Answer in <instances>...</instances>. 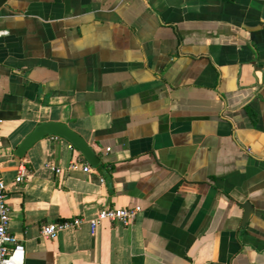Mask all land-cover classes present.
<instances>
[{
  "label": "crops",
  "instance_id": "0c3cea01",
  "mask_svg": "<svg viewBox=\"0 0 264 264\" xmlns=\"http://www.w3.org/2000/svg\"><path fill=\"white\" fill-rule=\"evenodd\" d=\"M0 30L18 263L264 264V0H7ZM45 122L80 135L98 166L50 135L18 162ZM105 207L140 212L92 233Z\"/></svg>",
  "mask_w": 264,
  "mask_h": 264
},
{
  "label": "built area",
  "instance_id": "2783aa9c",
  "mask_svg": "<svg viewBox=\"0 0 264 264\" xmlns=\"http://www.w3.org/2000/svg\"><path fill=\"white\" fill-rule=\"evenodd\" d=\"M7 31L0 30V37L7 35ZM77 165L70 163L67 167L68 170L76 169ZM84 173L91 172V167L85 165L81 168ZM61 169H56L57 174L61 173ZM25 168L20 166L18 169V175L15 178V183L23 181ZM103 182V179H100ZM8 186L0 177V264H21L17 261V256L24 257V247L21 241L9 231V224L11 220V211L8 204ZM139 207L135 208H112L105 207L98 211L97 216L94 220L90 221L92 233L95 232L98 222L107 221L112 223L121 224L123 226L130 225L136 218ZM83 220L79 217L72 218L71 220H64L58 223H49L41 229L42 237L55 240L58 235L71 228H77L81 225Z\"/></svg>",
  "mask_w": 264,
  "mask_h": 264
},
{
  "label": "water",
  "instance_id": "95a60500",
  "mask_svg": "<svg viewBox=\"0 0 264 264\" xmlns=\"http://www.w3.org/2000/svg\"><path fill=\"white\" fill-rule=\"evenodd\" d=\"M7 0H0V7H2ZM55 136L67 140L72 147L77 149L84 159L93 167L98 166L99 159L86 144V142L76 132L71 130L67 125L57 122H45L35 126V128L28 134L24 140L18 145L15 150V158L19 162L24 157L29 148H31L37 141L46 136Z\"/></svg>",
  "mask_w": 264,
  "mask_h": 264
}]
</instances>
